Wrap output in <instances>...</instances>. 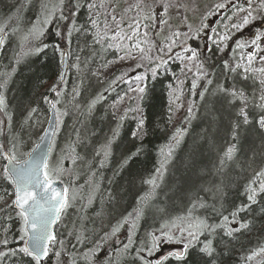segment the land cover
I'll use <instances>...</instances> for the list:
<instances>
[{"label": "trees", "instance_id": "16d2710c", "mask_svg": "<svg viewBox=\"0 0 264 264\" xmlns=\"http://www.w3.org/2000/svg\"><path fill=\"white\" fill-rule=\"evenodd\" d=\"M98 1L0 0V33L7 35L0 54L6 104L0 108V253L7 255L0 264H36L19 252L23 220L12 206L3 153L18 160L28 156L47 125L51 102L57 114H66L58 120L48 169L67 188L69 206L44 264H264V192L259 191L264 176L258 175L264 171V130L258 123L264 117L263 88L254 73L242 78L236 41L223 47L215 41L216 29L205 25L215 16L219 27L231 26L248 0H221L224 7L205 12L190 29L187 45L196 53L199 76L183 75L185 64L178 59L159 65L150 58L154 12L141 16L139 31L147 34L141 41L148 51L143 63L130 55V45L98 24ZM251 7L256 18L240 40L264 27L260 0H252ZM61 52L69 55L64 83ZM137 76L143 77L142 100L134 90ZM233 90L243 91L246 103L233 97ZM140 119L145 123L138 131ZM233 144V159L221 166ZM250 186L257 189L255 203L248 200ZM140 207L143 213L131 227L129 217ZM199 221L211 228L198 230ZM242 223L249 226L241 228ZM209 243L211 256L201 251ZM172 248L188 251L183 259L159 261Z\"/></svg>", "mask_w": 264, "mask_h": 264}, {"label": "rangeland", "instance_id": "374dc122", "mask_svg": "<svg viewBox=\"0 0 264 264\" xmlns=\"http://www.w3.org/2000/svg\"><path fill=\"white\" fill-rule=\"evenodd\" d=\"M148 1L145 3L144 0H99L96 3L97 12L95 17L100 26L104 23L103 30L105 32H112L115 38L123 39L125 43L130 45V55H136L144 63L143 53H148V51H145L146 44L142 43L141 36L147 37V34L139 31V29H142L141 16L148 12H154L156 14L157 29L147 40L150 58L156 60L159 65H163L170 59H178L185 64L183 75L199 76L201 68L195 61V58H190L193 51L187 45L190 29L192 30L193 27L198 26L202 22L205 12L209 13L216 5H221L220 2L222 1ZM245 15H247L246 12H238L233 24L229 27H219L215 16L207 19L205 25H211L212 28L216 29L217 35L215 34V41L223 45V47H227V44L233 39L236 41V65L242 71V78L244 79L245 76H251L254 73L261 81L264 78V27L255 36H243L244 40H240L238 38L239 35L249 30V26L251 23L253 24V20L248 25L242 26L239 29L233 27V25L241 23V19ZM129 20L131 21L128 24ZM177 33H179L178 36L176 35ZM210 36L211 32L208 33V38ZM225 36L228 38L223 39ZM257 36H259V39H257ZM249 57L252 58L251 61ZM126 61L129 60L121 61L120 65L113 66L107 70V75H112L118 69L123 68ZM102 74H105V72ZM135 85L138 86L134 90L138 92V89L143 86V81L136 80ZM180 88H182V85H180ZM262 95H264V88ZM171 149L172 147H169L168 151ZM50 176L52 178L51 171ZM135 219L136 213H133L128 220V224L131 227H133Z\"/></svg>", "mask_w": 264, "mask_h": 264}, {"label": "snow or ice", "instance_id": "6c2138e0", "mask_svg": "<svg viewBox=\"0 0 264 264\" xmlns=\"http://www.w3.org/2000/svg\"><path fill=\"white\" fill-rule=\"evenodd\" d=\"M249 7L248 8H239V11L246 12L247 15L242 17L241 23L234 24L233 27L239 29L242 26L248 25L252 20H254L256 17L253 15V12L256 11V9H253L251 7L252 0H248ZM76 7H79V4L76 5ZM91 7V5L89 6ZM218 7H224V5H218ZM260 10L264 11V0H260ZM61 19H64L63 16H61ZM49 22L48 19H45L44 23L47 24ZM3 28H0V32H3ZM59 34V33H58ZM71 35V32H69V36ZM177 36L179 33L176 34ZM228 37L225 36L223 39H227ZM257 39H259V36H257ZM4 41L3 39H0V44H2ZM255 43V41H253ZM39 51V49H37ZM61 57L65 55L64 52L60 53ZM196 53L193 51L192 57L195 58ZM79 59V58H78ZM251 57H249V60L251 61ZM77 69L79 70V63L76 65ZM227 67V64L225 65ZM247 71V69H245ZM155 74V72L153 73ZM63 79V77H61ZM137 80H142L143 77L137 76ZM211 83V81H209ZM262 88H264V78L260 81ZM3 85H0L2 87ZM193 87H195V84H193ZM222 91H226L224 89H221ZM55 91V89H53ZM145 89L143 87L138 89V99H143ZM231 95L233 97H237L242 101V103H246V98L244 96L243 91H237L233 90L231 92ZM203 98V97H202ZM99 99V98H97ZM260 100L262 103L259 105L262 109H264V95L260 96ZM97 103V100H93L91 104L89 105V110L95 106ZM6 107L5 99L3 95H0V108ZM33 112L35 109L32 110ZM189 113H191V108L189 109ZM66 113H58V120L60 116L65 115ZM239 115L243 117V123L248 124L249 119L248 115L245 112L244 108L240 109ZM31 117V113H29V118ZM144 119H140L139 125H138V131H141L144 127ZM259 126L261 129H264V117H261V119L258 121ZM118 132V130H117ZM142 134V132H141ZM135 136L136 133H133ZM115 137V133H114ZM43 139V137H41ZM174 140L177 139V137H173ZM233 139H236V132L235 129L233 130ZM178 142V140H177ZM111 141H109L110 145ZM2 145H0V149H2ZM40 148V145L37 144L36 148L32 150V152H36L37 149ZM236 152L235 144H233L231 147L227 149V152L225 153L224 159L220 161L221 166L225 164L226 161L232 160L234 157V154ZM107 146L105 151V156H107ZM28 160H18L16 155L14 153L12 154H5V159L8 160L9 165L11 167H5L4 168V178L8 180L13 186H14V200L12 201V206H14L15 209H18V215L23 220V227L21 231L23 232V235L20 237V239L24 242V247L19 249L20 253H23L25 256L31 257L32 260L36 262V264H41V260L43 257H46L49 252V243L51 241L55 240V236L51 233V224L55 220H59L60 214L62 211H64L68 206L69 202L67 200V189H65V192L63 195L58 193L55 188H53L52 184L53 181L50 176V171L48 169V164L46 161L42 159H35L32 157V153L30 152ZM170 156L171 153H168ZM161 169H163V164L161 165ZM159 175L162 176V171L159 173ZM259 176H264V171L258 173ZM41 176L43 179H41ZM149 183L153 184V186H156L155 180L149 181ZM249 195L248 200L252 203H255V195L257 192V189L254 187H249L248 189ZM259 191L264 192V181H261L259 184ZM3 197H0V200H2ZM147 199V198H143ZM195 207V206H194ZM243 208L238 209L237 211H242ZM143 213V207H140L136 210V219H139V217ZM237 213L234 212L232 215L235 216ZM225 221H228V217H224ZM127 223V220L124 221ZM249 225L247 223H242L240 225L241 228H247ZM133 227H135V223H133ZM203 228H211L210 225H206L205 222L199 221L197 223V229H203ZM119 225L113 229V233L118 231ZM214 230V229H213ZM228 235H232V232H228ZM190 236H193L195 238V233L189 232ZM170 238V237H169ZM155 239V237L153 238ZM5 245H7L8 241L5 239L3 241ZM132 243L131 239H129V245ZM155 246V245H153ZM128 245L125 246L127 248ZM188 249L185 248L184 253H177L176 258L177 259H183L184 256L187 254ZM202 252L206 253L207 255L211 256L213 249L211 248L210 243L205 244L204 247L201 249ZM261 252H264V248L260 250ZM12 255H15V252L11 253ZM7 253H0V257L6 256ZM59 255V253H57Z\"/></svg>", "mask_w": 264, "mask_h": 264}, {"label": "water", "instance_id": "95a60500", "mask_svg": "<svg viewBox=\"0 0 264 264\" xmlns=\"http://www.w3.org/2000/svg\"><path fill=\"white\" fill-rule=\"evenodd\" d=\"M5 37H6L5 34L0 35V39H3V41H4ZM3 43L0 44V52L2 51ZM64 53H65V55L63 56L62 72H61V77H63V79H61L62 83L65 81V78H66V75H67V72H68V66H69V57H68V54H67V52H64ZM57 130H58L57 113H56V109H55L54 103L51 102V104H50V115H49V119H48L47 125H46V127H45V129H44V131H43V133L41 135V137H43V139L40 138V140L38 142V144L40 145V148L37 149L36 152H31L33 158H35V159H42V160L46 161L47 164H48L51 147H52V144L54 142V138H55V136L57 134ZM35 148H36V146H35ZM4 158H5V155H4ZM28 159H29V156H28V158L26 160H28ZM6 166L7 167H11V165H9L7 159H5V167ZM41 179H43L42 176H41ZM52 186H53V188L56 189V191L58 193H60L61 195L64 194L65 187H64L63 184H61L60 182H54L53 181ZM15 210L19 212L18 209H15ZM57 222H58V220H55L51 224V233L54 236H55L54 230H55V227L57 225ZM52 242L53 241H51L49 243V245H48L49 247H50V245H51ZM177 253H184V251L182 249H173V250L169 251L164 257L169 256V255H176ZM47 257H48V255L46 257H43L42 258L41 264H44L45 263V261L47 260Z\"/></svg>", "mask_w": 264, "mask_h": 264}]
</instances>
